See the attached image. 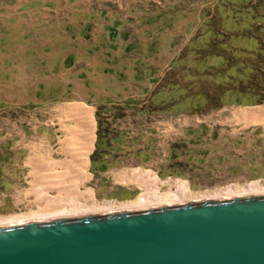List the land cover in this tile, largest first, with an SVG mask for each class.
I'll return each instance as SVG.
<instances>
[{"label": "rangeland", "instance_id": "rangeland-1", "mask_svg": "<svg viewBox=\"0 0 264 264\" xmlns=\"http://www.w3.org/2000/svg\"><path fill=\"white\" fill-rule=\"evenodd\" d=\"M161 89L173 103L150 102ZM261 93L264 0H0V216L30 210L29 143L57 148L56 108L75 100L94 119L98 111L111 136L141 128L145 100L193 120L205 114L218 124L204 157L214 161L162 180H185L194 193L264 183V121L235 114L264 104L252 102ZM85 186L97 202L135 200L145 188Z\"/></svg>", "mask_w": 264, "mask_h": 264}, {"label": "water", "instance_id": "water-1", "mask_svg": "<svg viewBox=\"0 0 264 264\" xmlns=\"http://www.w3.org/2000/svg\"><path fill=\"white\" fill-rule=\"evenodd\" d=\"M0 264H264V196L0 227Z\"/></svg>", "mask_w": 264, "mask_h": 264}, {"label": "bare ground", "instance_id": "bare-ground-1", "mask_svg": "<svg viewBox=\"0 0 264 264\" xmlns=\"http://www.w3.org/2000/svg\"><path fill=\"white\" fill-rule=\"evenodd\" d=\"M56 110L61 113L58 117L61 131L58 147L52 148L42 140L29 143L30 186L26 194L30 210L0 216V227L203 200L264 196V183L261 181H252L241 187L230 186L214 193H194L185 180L163 181L152 170L137 168L133 173L136 178H142L145 186L138 198L126 202H97L93 189L85 186L92 175L88 167L95 140L93 110L85 103L74 101L66 102ZM235 114L246 122H263L264 104L238 109ZM165 182L169 186L162 192L161 185Z\"/></svg>", "mask_w": 264, "mask_h": 264}, {"label": "crops", "instance_id": "crops-1", "mask_svg": "<svg viewBox=\"0 0 264 264\" xmlns=\"http://www.w3.org/2000/svg\"><path fill=\"white\" fill-rule=\"evenodd\" d=\"M178 49L181 50V47ZM152 97L150 102L156 106L155 96ZM147 101L139 104L142 107L141 115L145 118L140 129L111 136L109 128L106 129L102 122L104 137L101 144L100 138L98 136L95 138L94 147L89 155L88 171L90 169L92 175L87 181H91L96 188L130 192L144 185L142 178H136L133 173L137 168L152 170L160 179L166 180L188 176L191 161H196L198 168L201 165L206 168V164L214 161L206 160L204 157L208 156L210 146H213L210 142L213 139L208 136L217 129L216 122H208L205 114H199L198 118L193 120L192 116L185 113L147 108L143 106ZM74 102L85 103L77 100ZM60 114L59 112V116ZM96 120L98 122V115ZM230 125L232 127L229 135L232 137L233 123Z\"/></svg>", "mask_w": 264, "mask_h": 264}, {"label": "trees", "instance_id": "trees-1", "mask_svg": "<svg viewBox=\"0 0 264 264\" xmlns=\"http://www.w3.org/2000/svg\"><path fill=\"white\" fill-rule=\"evenodd\" d=\"M255 85H256L255 87H258L259 83H255ZM180 90L181 89L177 88L176 85L171 88V92H173V93H174V91L179 92ZM168 92H166L165 89H161V90L157 91L154 94V96H155L154 102L157 105H164L167 102L173 103L175 97L173 95H170V93H171L170 91H168ZM182 101H184L183 98L179 99L178 102L181 103ZM263 101H264V94L263 93L256 95V97L252 100V102H254V103H261ZM175 104H177V102ZM161 109H163V108L161 107ZM97 115H98V122H99L98 137L100 138L104 134L105 130L102 128V120L100 118V113L97 112Z\"/></svg>", "mask_w": 264, "mask_h": 264}]
</instances>
